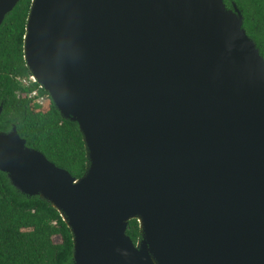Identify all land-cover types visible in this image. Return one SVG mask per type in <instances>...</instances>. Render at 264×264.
Masks as SVG:
<instances>
[{"label": "water", "instance_id": "water-1", "mask_svg": "<svg viewBox=\"0 0 264 264\" xmlns=\"http://www.w3.org/2000/svg\"><path fill=\"white\" fill-rule=\"evenodd\" d=\"M242 25L224 0H32L24 60L87 167L13 127L0 172L60 214L73 264H264V58Z\"/></svg>", "mask_w": 264, "mask_h": 264}, {"label": "trees", "instance_id": "trees-1", "mask_svg": "<svg viewBox=\"0 0 264 264\" xmlns=\"http://www.w3.org/2000/svg\"><path fill=\"white\" fill-rule=\"evenodd\" d=\"M31 3L21 0L0 26V132L15 127L28 148L78 179L86 171L87 157L77 124L61 118L38 84L22 83L31 76L24 60ZM245 28L264 58V25ZM34 90L48 96L45 106L30 98ZM126 234L134 244L141 239L137 220L129 221ZM0 264H73L72 235L60 214L39 197L18 192L1 172Z\"/></svg>", "mask_w": 264, "mask_h": 264}, {"label": "flooded vegetation", "instance_id": "flooded-vegetation-1", "mask_svg": "<svg viewBox=\"0 0 264 264\" xmlns=\"http://www.w3.org/2000/svg\"><path fill=\"white\" fill-rule=\"evenodd\" d=\"M224 4L227 10L235 11L242 17V27L264 25V0H224Z\"/></svg>", "mask_w": 264, "mask_h": 264}, {"label": "built area", "instance_id": "built-area-1", "mask_svg": "<svg viewBox=\"0 0 264 264\" xmlns=\"http://www.w3.org/2000/svg\"><path fill=\"white\" fill-rule=\"evenodd\" d=\"M30 82L33 83V81L31 80V78H29V80H22V83L26 86H28L30 84ZM30 98L33 99L36 104L40 107L45 106L48 103V96L46 95H40L38 90H34L33 92L30 93Z\"/></svg>", "mask_w": 264, "mask_h": 264}, {"label": "rangeland", "instance_id": "rangeland-1", "mask_svg": "<svg viewBox=\"0 0 264 264\" xmlns=\"http://www.w3.org/2000/svg\"><path fill=\"white\" fill-rule=\"evenodd\" d=\"M57 243H59L60 242V240L57 238L56 240H55Z\"/></svg>", "mask_w": 264, "mask_h": 264}]
</instances>
